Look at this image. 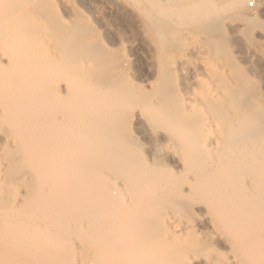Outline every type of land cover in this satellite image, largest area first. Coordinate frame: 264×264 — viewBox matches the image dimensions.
Masks as SVG:
<instances>
[{"label": "bare ground", "instance_id": "bare-ground-1", "mask_svg": "<svg viewBox=\"0 0 264 264\" xmlns=\"http://www.w3.org/2000/svg\"><path fill=\"white\" fill-rule=\"evenodd\" d=\"M145 1L152 91L76 10L0 0V264H264L263 58L245 69L221 11L250 41L264 23L247 0ZM195 33L209 70H190L193 48L183 60ZM142 109L166 129L149 157L129 126ZM168 151L189 178L161 165Z\"/></svg>", "mask_w": 264, "mask_h": 264}, {"label": "rangeland", "instance_id": "rangeland-1", "mask_svg": "<svg viewBox=\"0 0 264 264\" xmlns=\"http://www.w3.org/2000/svg\"><path fill=\"white\" fill-rule=\"evenodd\" d=\"M154 1L160 4L164 3L163 0H154ZM142 2L141 0H135V1L133 0H53L55 11L57 12L58 15L67 18V16L69 17L72 14L73 10H76L83 16L86 22H88L91 26H93L92 28L93 30L95 29L94 34L97 39L100 38L102 43L107 47L111 48L113 52L120 53L127 57V60L129 62H128V67L124 71V74L126 81L128 80V83H132L142 90L152 91V87L155 89L154 86H156L155 78L157 77L156 70H158V64H157L159 62L158 56L160 55L162 50L160 48V45H157L158 42L157 39L155 40V36L157 34L154 28L152 27L151 22L148 21V19L145 16L147 11L148 13H153L151 9L148 8L150 7L149 2L145 0H142ZM252 3L253 6H250ZM145 4L146 6H143ZM245 5L247 7L245 8L248 9V11L246 9L243 10V14L245 15L251 14L250 10L256 13L258 12L257 13L258 21L261 20L260 22L264 23L262 22L264 21V16H263L264 0H247L245 2ZM143 9L144 12L146 13L143 12ZM154 11L156 12L157 10ZM226 11L224 10L221 11L222 15L226 17L224 19L225 29H227L225 35L226 37L228 36L232 38L230 39L231 42L234 39L239 42V45L236 43L237 41L232 42L233 44L232 49L234 53H236L235 56L237 60L243 63V66L245 67L246 70L249 69L248 67L254 68V69L251 68V70H256L255 65L258 64L260 59L263 58L264 60V56H263L264 54L262 53L260 55V52L261 51L263 52L264 49L259 51L257 46L258 43L261 44V42H263L262 46L264 48V29L262 27L253 28L251 33V41H250L248 40V37L246 35H243L246 33L247 30L246 24L241 20L237 21L232 19L233 16L232 14H235L233 12L234 10L233 11L226 10ZM221 12L219 14H221ZM156 13H157L155 14L156 20L158 19V21L156 22H160L159 19L161 15H159V12ZM230 29H232L234 34L232 33V31H230ZM149 31L150 34L152 33L153 35H150ZM189 35L190 37H188ZM189 35L186 37L188 38L187 39L188 43L186 44V50L184 52L183 60L185 61L186 59L187 60L189 59L188 57L189 53L193 48L192 50L195 51V54L192 57L194 58L192 59V61L194 63L196 62L197 63L195 65L193 64L194 66L191 65L190 63V65L188 64V66H190V70H195L196 69L195 67L200 64L201 65L200 69L204 70V68L208 67L207 66L208 63L207 64L205 63V61H207L208 58L205 57L206 56L205 54H202L204 47L201 46L200 44L201 43L200 39H202V37L201 38L199 37L201 35L204 36V34L201 33L200 35L195 33ZM246 39L247 41L250 42H247ZM241 45L242 46L244 45L243 50L241 48V51H238L237 48L239 46L241 47ZM197 46H198V51L196 52ZM202 47L203 50L200 51ZM169 51L170 52L168 53L172 57V62L173 61L175 62V60L178 58L174 56L176 54L174 48L173 47L170 48ZM198 52L200 54H197ZM186 53L188 56L186 55ZM195 55L198 56V59L196 58ZM186 56L188 58H186ZM203 56L205 57V60L202 59ZM258 57L260 59H258ZM5 59H6L5 57L2 58L1 63H3ZM263 60L261 61L262 65H264ZM203 62L205 63V65L203 64ZM5 64L6 63L4 62V65ZM205 70H209V69L207 68ZM140 111H143V113L142 114L140 113L138 119L132 118L130 120L129 126L132 136L134 137L136 136L135 139L137 143L138 144L141 143L140 145H142L141 146L142 153L144 155H148L150 154V149L152 148L150 145L151 139H153V137H157V135H160L162 137L164 136L165 138L166 129H163L162 127H155L152 124L150 118L146 115L145 110L142 109ZM3 136H4V132L0 130V152L8 149L3 139ZM210 138H211L210 140L213 141L214 138L213 137ZM168 157H170V159L167 160L166 158V160H162L161 165L166 166L169 164L172 169L171 171L175 173L177 177L176 179L178 181H182L184 179L186 180L191 176L189 172L182 170L181 163H179L180 161L179 155L175 153L173 154L171 151H168ZM174 161L176 162V164L173 163ZM221 252L227 254L228 253L227 248L221 249ZM203 260L204 258H201L199 262L201 261L203 262Z\"/></svg>", "mask_w": 264, "mask_h": 264}, {"label": "built area", "instance_id": "built-area-1", "mask_svg": "<svg viewBox=\"0 0 264 264\" xmlns=\"http://www.w3.org/2000/svg\"><path fill=\"white\" fill-rule=\"evenodd\" d=\"M251 5H253V4H251Z\"/></svg>", "mask_w": 264, "mask_h": 264}]
</instances>
